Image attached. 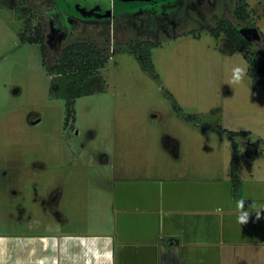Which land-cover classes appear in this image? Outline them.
I'll return each mask as SVG.
<instances>
[{
  "label": "rangeland",
  "instance_id": "1",
  "mask_svg": "<svg viewBox=\"0 0 264 264\" xmlns=\"http://www.w3.org/2000/svg\"><path fill=\"white\" fill-rule=\"evenodd\" d=\"M238 1L171 0L156 11L147 0L120 9L111 0H0V233L11 242L51 236L58 219L64 233L89 231L112 218L126 177L130 188L194 178L204 192L214 182L222 194H205L207 204L229 212L233 140L206 126L250 131L235 138L245 154L242 188L264 184V82L252 76L264 62V0H248L247 21L234 15ZM20 8L46 31V58L40 44L21 40ZM223 16L251 50L232 52L230 40L211 33ZM148 40L158 44L154 75L131 49ZM77 41L107 60L68 119L50 67ZM236 67L245 75L232 84Z\"/></svg>",
  "mask_w": 264,
  "mask_h": 264
},
{
  "label": "crops",
  "instance_id": "2",
  "mask_svg": "<svg viewBox=\"0 0 264 264\" xmlns=\"http://www.w3.org/2000/svg\"><path fill=\"white\" fill-rule=\"evenodd\" d=\"M123 179L112 218L80 233H64L58 219L51 236L19 242L0 233V264H264L263 180L245 182L242 199L224 192L234 207L219 212L206 199L222 194L214 182L202 192L194 178L168 186L159 177L151 188Z\"/></svg>",
  "mask_w": 264,
  "mask_h": 264
},
{
  "label": "trees",
  "instance_id": "3",
  "mask_svg": "<svg viewBox=\"0 0 264 264\" xmlns=\"http://www.w3.org/2000/svg\"><path fill=\"white\" fill-rule=\"evenodd\" d=\"M3 6L7 2L1 1ZM9 7V6H7ZM23 12L22 19L25 21L26 29L21 32L23 42L40 44L44 58L47 57L46 31L39 26L32 27L27 8H20ZM27 10V12H26ZM235 17L240 21H247L252 18V11L248 0H239L234 11ZM21 16V15H20ZM214 36L224 35L232 43V52H246L251 50L253 43L247 39L239 27L226 16H223L217 26L211 30ZM153 41H141L131 49L136 52L145 71L154 75L155 67L152 61V52L157 47ZM107 57L104 50L87 41H77L62 50L58 60L50 67V74L53 77L52 95L66 101L68 119L74 113L75 101L82 96L92 93L90 82L105 67ZM254 78L262 77L264 82V62L253 73ZM171 95V94H170ZM207 132H217L227 134L233 140L235 153L232 159V178L235 180L233 195L235 198H241L243 192V182L240 177V166L245 154L240 150L239 144L235 138L248 137L250 131H231L223 126H206ZM250 167V166H249Z\"/></svg>",
  "mask_w": 264,
  "mask_h": 264
},
{
  "label": "clouds",
  "instance_id": "4",
  "mask_svg": "<svg viewBox=\"0 0 264 264\" xmlns=\"http://www.w3.org/2000/svg\"><path fill=\"white\" fill-rule=\"evenodd\" d=\"M244 75H245V69L244 68H242V67H236V68H234L233 69V77H232L231 83L232 84H238V83H240L243 80ZM239 207L240 208L243 207V201L239 202ZM260 216H261V212H258L257 213V218L259 219ZM239 222L242 223V224L248 222L247 213H244L243 215H241L239 217ZM17 264H20V262L18 261Z\"/></svg>",
  "mask_w": 264,
  "mask_h": 264
},
{
  "label": "flooded vegetation",
  "instance_id": "5",
  "mask_svg": "<svg viewBox=\"0 0 264 264\" xmlns=\"http://www.w3.org/2000/svg\"><path fill=\"white\" fill-rule=\"evenodd\" d=\"M94 1H96V0H93V2ZM97 1L103 2V0H97ZM169 1H171V0H147L148 6L152 5V7L156 9V11H160V10H162V8L167 9L168 4H172V3H169ZM111 3L114 5V0H111ZM132 5H134V4H131L128 6H132ZM32 117L33 118H31V122L33 123L37 120V117H35V116H32Z\"/></svg>",
  "mask_w": 264,
  "mask_h": 264
},
{
  "label": "water",
  "instance_id": "6",
  "mask_svg": "<svg viewBox=\"0 0 264 264\" xmlns=\"http://www.w3.org/2000/svg\"><path fill=\"white\" fill-rule=\"evenodd\" d=\"M138 0H114V5L113 7L115 9H120L122 6H128L131 4L136 3Z\"/></svg>",
  "mask_w": 264,
  "mask_h": 264
}]
</instances>
